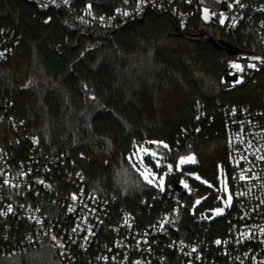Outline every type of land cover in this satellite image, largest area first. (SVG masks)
<instances>
[{
    "label": "trees",
    "instance_id": "1",
    "mask_svg": "<svg viewBox=\"0 0 264 264\" xmlns=\"http://www.w3.org/2000/svg\"><path fill=\"white\" fill-rule=\"evenodd\" d=\"M0 26L20 37L11 58L0 63V100L15 104L48 151L74 158L87 191L112 195L132 210L170 204L172 198L153 199L158 189L136 169L134 153L143 146L169 154L174 166L193 155L196 163L187 169L212 185L219 184L221 168L230 180L219 102L261 107L264 72L230 93L222 91L221 81L234 55L230 48L261 49L253 32L230 35L215 24L182 30L174 16L155 12L99 29L77 22L55 0H0ZM191 184L198 189L192 196L205 197L197 215L219 204V194L206 184ZM188 210L185 232L194 223ZM226 218L202 222L221 235ZM0 264L66 263L43 245L0 256Z\"/></svg>",
    "mask_w": 264,
    "mask_h": 264
},
{
    "label": "built area",
    "instance_id": "2",
    "mask_svg": "<svg viewBox=\"0 0 264 264\" xmlns=\"http://www.w3.org/2000/svg\"><path fill=\"white\" fill-rule=\"evenodd\" d=\"M55 2L77 22L99 29L112 30L155 12L174 16L182 30L200 24L218 25L230 35L249 30L261 49L230 57L221 89L233 92L264 72V0ZM19 39L0 26V63L11 58ZM262 103L219 102L234 203L226 211L225 232L216 235L203 220H194L190 232L183 229L188 208L183 197L197 195L198 189L181 184L184 174L177 166L153 196L155 201L172 198L170 204L121 207L112 195L87 191L74 158L48 151L15 104L0 100V256L46 245L66 264H264V159L259 158L264 156V97ZM197 112V120L204 119L201 105Z\"/></svg>",
    "mask_w": 264,
    "mask_h": 264
},
{
    "label": "rangeland",
    "instance_id": "3",
    "mask_svg": "<svg viewBox=\"0 0 264 264\" xmlns=\"http://www.w3.org/2000/svg\"><path fill=\"white\" fill-rule=\"evenodd\" d=\"M155 153V155H153ZM187 157H193L194 162L189 161L184 164H180L181 158H187ZM187 157H181L179 158L177 162V169L180 172H183L184 175L181 178V184L185 187V185H188V183H191L192 181L201 182L203 184H206L207 187L214 190L219 194L218 196V205H216L212 209H207L205 212H202L201 214L197 215L196 210L201 206L203 201L205 200V197H195L191 196L187 199L185 196L182 200V204L184 206H187L191 217L194 218V220H214L220 217H223L226 214V210L228 207L233 206L234 200L231 193V189L229 187L228 179L224 173V171L220 170L219 176H218V183L217 186L212 185L208 182H205L202 178L199 177L196 173L191 172L189 169H187L190 166L195 165L196 160L193 155L187 156ZM149 158L151 162H148L146 159ZM134 164L136 166V169L138 172L142 175L144 178V181L151 186L156 187L157 189L163 188L166 185V179L169 169V166L171 168L174 166V163L169 160V154H162L156 151H151L148 147L143 146L142 148H137L136 152L134 153ZM156 167V169L154 168ZM163 168V172H160V169ZM147 177V179H145ZM151 181V183H149ZM183 182V183H182ZM221 191V192H220ZM220 192V193H219ZM231 195V200L229 201L228 197ZM199 201V203H197ZM217 209H222V212L217 213Z\"/></svg>",
    "mask_w": 264,
    "mask_h": 264
},
{
    "label": "snow or ice",
    "instance_id": "4",
    "mask_svg": "<svg viewBox=\"0 0 264 264\" xmlns=\"http://www.w3.org/2000/svg\"><path fill=\"white\" fill-rule=\"evenodd\" d=\"M237 2H238V0H237ZM242 6V5H241ZM221 22H223V21H221ZM233 67H236V68H239V65H233ZM249 67H254V65H249ZM165 147H167V145H165ZM153 155H155V153H153ZM260 159H264V156H262V157H259ZM189 161H192V162H194V158L193 157H187V158H181V160H180V164H184V163H187V162H189ZM169 169L171 170V166H169ZM240 178L241 179H245V176H244V174L243 173H241V176H240ZM145 179H147V177H145ZM7 182V181H6ZM149 183H151V181H149ZM183 183V182H182ZM185 187H187V185H185ZM246 193H240V195H245ZM231 195H229V197H228V199H229V201L231 200ZM73 199H75V197H73ZM197 203H199V201H197ZM9 210H11V209H9ZM216 212L217 213H220V212H222V209H217L216 210ZM262 231H264V229H262ZM217 243L219 244L220 243V241H217Z\"/></svg>",
    "mask_w": 264,
    "mask_h": 264
},
{
    "label": "water",
    "instance_id": "5",
    "mask_svg": "<svg viewBox=\"0 0 264 264\" xmlns=\"http://www.w3.org/2000/svg\"><path fill=\"white\" fill-rule=\"evenodd\" d=\"M230 50H231L232 54H236V53L239 52V51H238L237 49H235V48H230ZM160 172H161V173L163 172V168L160 169Z\"/></svg>",
    "mask_w": 264,
    "mask_h": 264
}]
</instances>
